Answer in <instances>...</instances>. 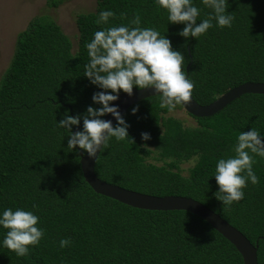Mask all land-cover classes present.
Here are the masks:
<instances>
[{"label": "trees", "instance_id": "trees-1", "mask_svg": "<svg viewBox=\"0 0 264 264\" xmlns=\"http://www.w3.org/2000/svg\"><path fill=\"white\" fill-rule=\"evenodd\" d=\"M195 3L207 18L212 10L202 0ZM228 4L232 27L214 26L197 39L179 36L184 25L168 24L154 0H97L94 12L77 17L76 50L47 16L19 35L0 83V210L34 211L45 235L25 257L0 247V264H244L234 245L190 212L140 210L95 193L84 179L80 149L68 148L69 133L56 125L66 111L84 113L100 91L84 76L86 42L101 27L128 24L137 13L141 27L157 28L184 54L199 104L209 105L244 83H264V0ZM109 9L115 17L98 25V12ZM169 114L156 96L132 106L124 115L130 137L113 139L101 151L97 176L143 194L201 202L258 244V263L264 264V158L256 157L254 165L259 183L249 182L244 199L231 207L214 196L218 185L212 177L217 159L234 155L239 132L253 127L264 133V95H244L210 118L192 116L197 127ZM142 132L151 139L143 141ZM193 159L184 176L181 165ZM6 231L0 228V240ZM61 239L71 244L61 248Z\"/></svg>", "mask_w": 264, "mask_h": 264}, {"label": "clouds", "instance_id": "clouds-1", "mask_svg": "<svg viewBox=\"0 0 264 264\" xmlns=\"http://www.w3.org/2000/svg\"><path fill=\"white\" fill-rule=\"evenodd\" d=\"M154 2L159 9L166 11L168 24L184 25L178 35L185 40L206 35L214 26L231 28L235 20L227 11L228 0H202L204 6L212 10L207 18H201L202 9L195 0ZM115 15L110 9L101 10L96 23L108 25ZM140 25L141 16L137 13L128 24L101 27L93 33L92 39L85 44L89 61L85 65L84 76L100 91L93 93L92 104L84 113L73 116L66 111L63 118L56 120L57 128L69 133L67 147L74 151L78 146L89 159L96 158L98 153L107 149L113 139L125 142L130 137V124L119 106L113 104L119 99L121 91L131 96L134 88L153 89L154 96L159 99V107L170 113L178 106L185 107L192 100L195 83L184 71V54L174 50L171 40L157 28ZM138 110L137 106L131 112L135 115ZM106 114H111L115 126L113 120L103 118ZM81 120L82 128L79 127ZM73 126L79 130L73 132ZM141 139L148 141L151 134L142 132ZM232 151L234 155L217 159L212 175L218 185L214 196L225 207L244 199V189L249 182L253 185L259 183L254 165L256 157L264 158V133L253 127L239 132ZM0 228L7 230L0 240V247L9 249L18 257L29 255L45 235L40 217L23 207L0 210ZM70 244V239L59 241L61 248Z\"/></svg>", "mask_w": 264, "mask_h": 264}, {"label": "water", "instance_id": "water-1", "mask_svg": "<svg viewBox=\"0 0 264 264\" xmlns=\"http://www.w3.org/2000/svg\"><path fill=\"white\" fill-rule=\"evenodd\" d=\"M247 94L264 95V83H244L229 90L209 105H201L192 97V100L183 108L191 116L197 118H210ZM154 95L155 92L153 89H133V94L131 96L126 93L120 94L119 99L114 101L113 104L118 105L122 115H125L132 106L148 98L155 97ZM104 119L113 120V125L115 126V120L111 114H106ZM75 131H77V129ZM79 151L81 154V167L84 179L95 193L135 209L163 212H190L206 221L214 230L234 245L241 254L244 264H259L258 244H252L241 231L229 224L219 214L201 202L182 196H152L107 183L97 176L95 170L96 162L101 152L98 153L96 158L89 159L86 153H83L82 150Z\"/></svg>", "mask_w": 264, "mask_h": 264}, {"label": "rangeland", "instance_id": "rangeland-1", "mask_svg": "<svg viewBox=\"0 0 264 264\" xmlns=\"http://www.w3.org/2000/svg\"><path fill=\"white\" fill-rule=\"evenodd\" d=\"M55 1L58 3L57 6L51 5L52 0H0V83L13 59L19 35L37 17L47 16L54 20L71 39L73 49H77L79 43L77 17L80 14L94 12L97 0ZM169 115L181 120L185 127L198 125L183 107L178 106ZM195 163V159L183 163L182 174L188 176Z\"/></svg>", "mask_w": 264, "mask_h": 264}]
</instances>
